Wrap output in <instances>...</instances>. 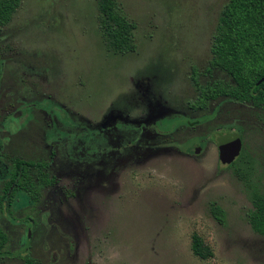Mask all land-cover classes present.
I'll return each instance as SVG.
<instances>
[{"label": "rangeland", "instance_id": "374dc122", "mask_svg": "<svg viewBox=\"0 0 264 264\" xmlns=\"http://www.w3.org/2000/svg\"><path fill=\"white\" fill-rule=\"evenodd\" d=\"M226 1L117 0L136 24L125 54L106 48L97 0L20 1L0 32V173L19 156L56 181L8 202L0 174V264H264L248 221L264 193V107H189L193 68L201 84L229 80L206 71ZM234 134L244 155L222 162Z\"/></svg>", "mask_w": 264, "mask_h": 264}, {"label": "trees", "instance_id": "16d2710c", "mask_svg": "<svg viewBox=\"0 0 264 264\" xmlns=\"http://www.w3.org/2000/svg\"><path fill=\"white\" fill-rule=\"evenodd\" d=\"M21 0H0V32L7 25ZM98 24L106 48L114 54L133 52L136 44L133 31L136 27L117 0H97ZM211 58L207 70L219 69L226 73L229 80L215 79L201 84L198 72L193 68L192 82L197 92L189 104L192 108H204L207 101L218 96L251 103L264 107V0H227L222 7L212 37ZM240 136V135H239ZM244 150L235 160L241 159ZM10 166L0 173L6 178L2 186L1 199L12 201L22 194L35 201L40 187L50 185L55 178L44 171V160H27L19 156L9 158ZM22 193V194H20ZM253 208L248 213L251 228L264 235V193L254 192ZM214 215L221 220L224 211L214 207ZM5 235L0 230V254L5 243ZM192 251L202 259L211 255V250L197 233L192 235ZM25 264H38L30 255H24Z\"/></svg>", "mask_w": 264, "mask_h": 264}, {"label": "water", "instance_id": "95a60500", "mask_svg": "<svg viewBox=\"0 0 264 264\" xmlns=\"http://www.w3.org/2000/svg\"><path fill=\"white\" fill-rule=\"evenodd\" d=\"M264 80L262 76L257 84ZM242 149V140L239 134H234L230 138L221 141L218 144L219 157L222 162H230L235 159L241 152ZM199 150V147L196 148V151Z\"/></svg>", "mask_w": 264, "mask_h": 264}, {"label": "flooded vegetation", "instance_id": "af4514ba", "mask_svg": "<svg viewBox=\"0 0 264 264\" xmlns=\"http://www.w3.org/2000/svg\"><path fill=\"white\" fill-rule=\"evenodd\" d=\"M207 68V67H206ZM214 69H212L211 71H213ZM206 71L207 72H210V71H208L207 69H206ZM192 72H193V70H192ZM198 76H199V74H198ZM192 79V78H191ZM197 93V92H196ZM197 96V95H196ZM219 97H226V96H218V97H216V98H214V99H210V100H208L207 101V105H208V103L210 102V101H213V100H216V99H218ZM196 98V97H195ZM194 98V99H195ZM234 101H236V100H234ZM239 102V101H238ZM207 105L204 107V108H197V109H194V108H192L190 105H189V107L191 108V109H194V110H201V109H205L206 107H207ZM197 147V146H196ZM48 167H49V165L47 164V167L44 169V171H45V173L47 174V175H49V173H48ZM56 181V178H55V180H54V182ZM53 182V183H54ZM52 183V184H53ZM52 184H50V185H52ZM50 185H47V186H42V187H40V188H43V187H48V186H50ZM17 196V195H16ZM15 196V197H16ZM26 250V248L24 249V251ZM27 254V253H26ZM29 255V254H28Z\"/></svg>", "mask_w": 264, "mask_h": 264}]
</instances>
